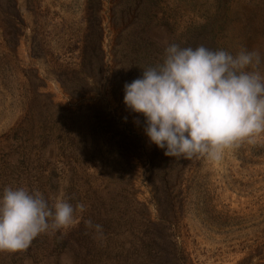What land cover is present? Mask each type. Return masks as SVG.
Here are the masks:
<instances>
[{
	"label": "rangeland",
	"instance_id": "1",
	"mask_svg": "<svg viewBox=\"0 0 264 264\" xmlns=\"http://www.w3.org/2000/svg\"><path fill=\"white\" fill-rule=\"evenodd\" d=\"M172 43L264 55V0H0V196L86 206L0 264H264V134L169 157L124 104Z\"/></svg>",
	"mask_w": 264,
	"mask_h": 264
},
{
	"label": "clouds",
	"instance_id": "2",
	"mask_svg": "<svg viewBox=\"0 0 264 264\" xmlns=\"http://www.w3.org/2000/svg\"><path fill=\"white\" fill-rule=\"evenodd\" d=\"M124 104L145 118L144 131L164 155L220 162L225 150L264 134V55L203 45L165 48L161 63L124 85ZM138 123V121H137ZM83 203L63 196L52 206L39 191L5 187L0 196V251L26 250L39 235L79 223ZM103 235L102 225L84 221Z\"/></svg>",
	"mask_w": 264,
	"mask_h": 264
}]
</instances>
